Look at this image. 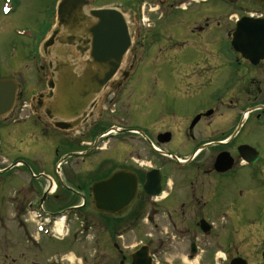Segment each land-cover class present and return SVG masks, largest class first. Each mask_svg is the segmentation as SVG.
<instances>
[{"label":"flooded vegetation","instance_id":"af4514ba","mask_svg":"<svg viewBox=\"0 0 264 264\" xmlns=\"http://www.w3.org/2000/svg\"><path fill=\"white\" fill-rule=\"evenodd\" d=\"M61 1H54L52 21L38 31L23 27L22 38L40 39L31 57L37 58L36 83L42 87L34 84L23 92L14 78L17 56L11 52L5 58L0 46V80H10L14 94L8 112L0 115L2 145L13 150L41 137V145L58 146L56 178L26 203L0 210V264H83V256L72 248L82 247L85 216L94 244L108 253L106 258L100 252L94 264L102 258L106 264H131L139 247L145 264H169L170 256L179 255L191 263L231 264L242 258L246 264L253 259L264 264V166L258 164V147L246 138L264 126V55L251 62L232 46L236 22L243 16L263 20L264 4L76 0L67 3L73 10L59 21L55 7ZM3 3L7 14L21 0ZM203 3L213 5L194 11L196 17L189 13L191 6ZM98 8L123 16L130 44L108 82L88 97L77 116L66 117L69 111L60 110L59 94L73 84L65 80H75L90 66L89 28L95 21L90 12ZM180 18L187 19L189 40L178 28ZM11 30L20 34L14 25ZM175 39L182 41L180 51L194 53L186 64H203L215 74L203 96L189 97V87L161 79L164 65L175 64L167 54L168 43H178ZM254 43L251 52L258 55L260 42ZM121 109L126 122L118 117ZM131 136L139 146L135 158ZM15 166L6 162L0 175ZM240 168L246 169L245 183L237 176ZM117 173L118 180L101 184ZM62 215L67 230L56 239L52 223ZM134 217L141 235L139 245L130 249L118 239L130 231ZM42 238L68 239L70 246L49 252L39 245ZM244 244L252 247L246 248L247 255L234 250ZM69 249L73 257L64 258Z\"/></svg>","mask_w":264,"mask_h":264},{"label":"rangeland","instance_id":"374dc122","mask_svg":"<svg viewBox=\"0 0 264 264\" xmlns=\"http://www.w3.org/2000/svg\"><path fill=\"white\" fill-rule=\"evenodd\" d=\"M3 1L4 0H0V46L2 47L4 57L9 59L8 56L11 52H14L15 57L17 56L18 70L14 72V78L18 80L22 91L24 87L28 89L34 84L40 85V87H42V83H36L40 75L37 72L35 66L37 58H35V55L34 58L31 57V54L36 49L39 38L36 36L31 40H27L22 38V33L26 31L23 27L28 26L31 31H38L43 24L47 23V21L51 22L53 16L49 11L54 10L53 4L55 0H21V3L17 7L16 11L10 8L11 10L7 14L3 9L5 8ZM211 5H213V3H203L200 5L194 4L190 7L189 13L196 14L194 11H201L207 7H210ZM7 6H11V3L7 2ZM224 11H226V9H224ZM227 13H229V11H227ZM196 16L197 14L195 17ZM177 21L179 22L178 28L179 30L183 31L184 38L189 40L190 35L186 34V30L189 29L186 22L187 19L180 18ZM220 22H224V20L220 19ZM12 25H14L16 31L20 32V34L12 32ZM18 25L21 27V30L17 27ZM221 25H223V23ZM175 40L178 42L176 45H174L172 41L168 43L167 54L170 55V57L166 55L169 58L173 56L172 58L174 59L175 64L172 67H167L164 65L162 68L163 71L161 73V79L163 80V83H179L180 85H183V87H189V97L195 98L197 96H203L207 90L208 84L216 79L215 74L209 70H206L203 64L197 66H195L196 64L194 65L191 63L186 64L185 61L193 57L194 53L191 51V49H186L184 52L180 51V45L182 41L179 39ZM42 60L43 59L41 58V61ZM29 96L30 95H28V97ZM118 117L124 119L126 122V117L123 114L122 109L120 110V113H118ZM127 138L130 140V146L133 145L132 154L135 158V154L139 153V146H136L138 143L137 138L132 136ZM246 138L253 145L258 147L261 155L258 164L264 166V126L261 129L248 134ZM42 142L43 140L41 137L35 138V141L29 143V145H19L17 148L10 150L6 149L2 145L3 143L0 141V169L6 165V162H17V165L13 169L0 175V196L3 197L0 199V210H2V213H5L6 209L11 210L10 208H15L18 202L26 203L31 193L41 191L43 188H45L50 180H54L56 178L57 173L55 161L57 160V156L55 151L58 149V146L53 142H45L47 144L41 145L40 143ZM59 151L61 152V150ZM59 167L60 164L57 169ZM245 172V168H240L237 172V176L242 178L241 183L246 182ZM9 212L10 211H7L6 214L8 215ZM245 215L252 216L249 214ZM33 216L31 217L33 218ZM85 219L86 220L83 223L85 237H82V247L79 249L78 245L77 248L75 247L72 249L83 256V264H94L96 261V256L100 255V252L105 253L104 255L106 258L108 253L107 248L105 249V252H103L102 246H100V248L96 247L94 244L95 240L93 238L94 231L88 227V221L90 220V217L85 216ZM6 220V222L9 221V223L13 225V223L10 222V219ZM133 220L132 227L127 235H125V237L122 239H118V242L121 241L124 242V245H130V249H134L139 245L141 235L139 231L140 225L138 223L135 224V217ZM240 233L242 235H248V232L246 231H241ZM5 240L9 241L10 239ZM251 241H253V239ZM247 243L248 242L245 241V244ZM245 244L236 249L233 245L234 250L237 252V250L240 249V252L243 255H245L246 251L248 252V250L252 251V247ZM39 245L44 246L49 252H63L70 246L68 239L59 241L55 239L48 240L46 238H42ZM1 246L3 245L0 242V247ZM18 246L23 247L24 243L19 242ZM247 247L248 250L246 249ZM72 249H69L67 253L72 252ZM64 256V258L68 259L69 257H73L71 253H69L67 256ZM179 256H170L169 264H201L200 259H198V262L191 263L186 260L184 255H181V259ZM106 258L99 259L97 264H106V261H104ZM218 261L217 264H220ZM213 262L214 261H212L211 264H213ZM257 262L258 264H262L260 259H258ZM249 264H256V259L250 261Z\"/></svg>","mask_w":264,"mask_h":264},{"label":"water","instance_id":"95a60500","mask_svg":"<svg viewBox=\"0 0 264 264\" xmlns=\"http://www.w3.org/2000/svg\"><path fill=\"white\" fill-rule=\"evenodd\" d=\"M76 0H62L58 6L57 12L59 20L73 9L67 6V3ZM264 4V0H254ZM68 8L70 10H68ZM75 9V8H74ZM97 20L90 24L89 34L92 37L89 52V67L80 77L71 81L65 80L64 83H73L66 89L62 88L59 96L61 97L60 110L69 111L66 117H75L79 114L82 107L87 102L88 97L98 92L102 86L115 74L120 61L130 44V36L127 32L125 21L121 14L111 9H99L90 13ZM254 39L260 42L261 51L258 55L251 52L253 49ZM232 46L241 51L242 56L251 62L264 55V19L257 20L247 16L241 17L233 33ZM247 48L250 50H243ZM94 66V68L92 67ZM51 85H49L50 87ZM12 83L10 80H0V115L8 112L11 102L14 101L12 92ZM63 112V113H64ZM63 113H58L63 115ZM221 161V158H218ZM229 167H225L227 169ZM120 173L114 174L111 178L102 181L101 184L109 185L119 179ZM129 197L127 198L129 202ZM101 201H104L100 198ZM126 200V201H127ZM131 264H145V251L137 250L132 255ZM231 264H246L240 258L231 262Z\"/></svg>","mask_w":264,"mask_h":264},{"label":"snow or ice","instance_id":"6c2138e0","mask_svg":"<svg viewBox=\"0 0 264 264\" xmlns=\"http://www.w3.org/2000/svg\"><path fill=\"white\" fill-rule=\"evenodd\" d=\"M5 11H7V9H5Z\"/></svg>","mask_w":264,"mask_h":264}]
</instances>
